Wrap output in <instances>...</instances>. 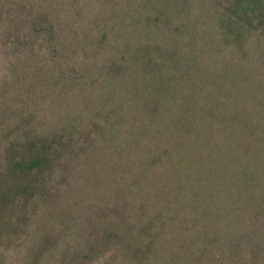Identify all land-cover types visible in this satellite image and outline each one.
<instances>
[{
  "label": "trees",
  "instance_id": "trees-1",
  "mask_svg": "<svg viewBox=\"0 0 264 264\" xmlns=\"http://www.w3.org/2000/svg\"><path fill=\"white\" fill-rule=\"evenodd\" d=\"M0 264H264V0H0Z\"/></svg>",
  "mask_w": 264,
  "mask_h": 264
}]
</instances>
